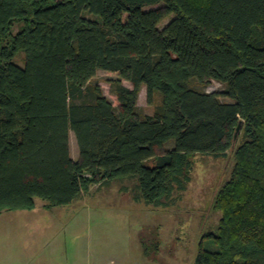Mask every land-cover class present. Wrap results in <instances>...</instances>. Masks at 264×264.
Returning <instances> with one entry per match:
<instances>
[{"label":"trees","instance_id":"obj_1","mask_svg":"<svg viewBox=\"0 0 264 264\" xmlns=\"http://www.w3.org/2000/svg\"><path fill=\"white\" fill-rule=\"evenodd\" d=\"M214 80L221 91L205 89ZM142 86L147 103L160 96L152 114L138 112ZM197 154L233 160L212 200L215 247L201 242L194 264H264V0H0V212L121 177L161 206Z\"/></svg>","mask_w":264,"mask_h":264},{"label":"rangeland","instance_id":"obj_2","mask_svg":"<svg viewBox=\"0 0 264 264\" xmlns=\"http://www.w3.org/2000/svg\"><path fill=\"white\" fill-rule=\"evenodd\" d=\"M171 18L158 27L162 29ZM15 62L23 66L24 54H18ZM115 77L99 69L92 81L118 107L110 83ZM205 89L221 91L223 85L214 80ZM159 102L156 95L152 104L147 103L146 87H141L139 114H152ZM69 141L71 157L76 160L79 150L72 131ZM171 147L169 143L158 152ZM232 160L195 155L187 189L161 206L147 205L138 198L137 178L121 177L92 185L68 205L45 208L44 200L35 197L32 209H3L0 264H194L201 242L208 249L215 247L206 235L216 232L220 217L212 200Z\"/></svg>","mask_w":264,"mask_h":264},{"label":"water","instance_id":"obj_3","mask_svg":"<svg viewBox=\"0 0 264 264\" xmlns=\"http://www.w3.org/2000/svg\"><path fill=\"white\" fill-rule=\"evenodd\" d=\"M241 124H242V121H240L235 129V133H234V137H233V141L235 142L236 139H237V136H238V133L240 131V128H241Z\"/></svg>","mask_w":264,"mask_h":264}]
</instances>
